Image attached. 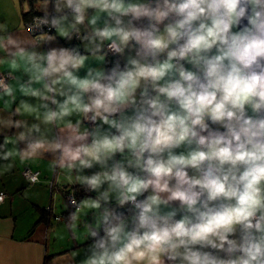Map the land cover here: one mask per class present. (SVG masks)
Listing matches in <instances>:
<instances>
[{
	"label": "clouds",
	"instance_id": "1",
	"mask_svg": "<svg viewBox=\"0 0 264 264\" xmlns=\"http://www.w3.org/2000/svg\"><path fill=\"white\" fill-rule=\"evenodd\" d=\"M35 8L27 32L0 24V130L22 129L0 160L51 154L53 170L95 193L70 197L74 238L84 210L94 216L80 264H264V0ZM58 37L80 45L51 47ZM110 53L123 66H92Z\"/></svg>",
	"mask_w": 264,
	"mask_h": 264
},
{
	"label": "crops",
	"instance_id": "2",
	"mask_svg": "<svg viewBox=\"0 0 264 264\" xmlns=\"http://www.w3.org/2000/svg\"><path fill=\"white\" fill-rule=\"evenodd\" d=\"M39 3L40 0H0V24L7 23L9 31L14 34L27 32L26 21L30 16L43 15V12L35 8L39 6ZM49 11H52L51 7ZM91 13L92 10H89V14ZM143 23L146 24L147 21ZM29 35L34 36L32 33ZM34 38L37 37L34 36ZM77 45H80V41L75 38L72 41H66L58 37L57 41L50 46L73 47ZM48 47L49 45H44L37 50L47 51ZM81 52L83 53L82 45ZM131 54L134 55V52ZM117 57L123 66L125 58ZM108 60L109 57L103 64L94 61L91 63L93 67L109 69ZM80 75H85V70L82 69ZM13 86L17 87L14 81ZM17 95L19 97V92ZM23 99L30 103H38L31 97L25 96ZM12 107L15 108L16 105ZM4 110L5 105L3 101H0V116L8 115ZM14 119H29V123L35 122L31 116L27 115L17 116ZM18 131L22 129L0 130V143H3L5 136L12 138ZM12 147L13 145L9 144V148ZM18 147L22 149L25 145L20 143ZM119 158L117 154V159ZM51 159V154H45V157L23 162L18 156L9 161L0 160V190L6 194L5 200L0 203V264H43L46 255L50 256L48 264H80L87 255L88 245L92 241L86 239V230L83 227L79 231L76 230V236L73 237L72 231L67 228L68 214L71 212H68L70 205L66 207L61 200V195H63L67 201V193H64L63 189H70L68 193H72L76 191L74 186L77 190L82 187L67 181L66 170H53ZM9 164L13 165L10 170L8 169ZM24 168L37 171L38 182H29L22 174ZM96 171H99L98 166L86 169L84 174L91 175ZM74 176L75 173H73ZM81 193L78 201L95 196V193L86 191ZM176 204L178 202H174V205ZM111 206L117 207L114 201ZM121 210L125 215L128 214L127 208ZM84 212L87 213L88 220L92 223L93 212L87 209Z\"/></svg>",
	"mask_w": 264,
	"mask_h": 264
},
{
	"label": "built area",
	"instance_id": "3",
	"mask_svg": "<svg viewBox=\"0 0 264 264\" xmlns=\"http://www.w3.org/2000/svg\"><path fill=\"white\" fill-rule=\"evenodd\" d=\"M33 16H42V14H33L32 16H30V18L26 21V26H27V28H28V24L31 23ZM43 30H44L45 32L49 31V29L47 28V26H45ZM53 31H54V30H52V32H53ZM32 34H33L34 36L36 35L37 38H38V36H39V32H37L36 30H34V31L32 32ZM108 57H109V58H113V57H117V55H114V54H111V53H110V54L108 55ZM87 126L92 127V125H91L90 123H88ZM26 172H30V174H32V175H35V174L38 173L37 171H33V170L29 169V168H24L23 171H22V174L25 176V173H26ZM27 180H28V179H27ZM38 180H39V177H38ZM28 181H29V180H28ZM29 182H30V181H29ZM0 193H3L4 196L6 195L5 192L2 191V190H0ZM72 195H73V193H67V194H66V199H67L69 205H70V197H71ZM75 198H76V197H75ZM70 206H71V205H70Z\"/></svg>",
	"mask_w": 264,
	"mask_h": 264
},
{
	"label": "trees",
	"instance_id": "4",
	"mask_svg": "<svg viewBox=\"0 0 264 264\" xmlns=\"http://www.w3.org/2000/svg\"><path fill=\"white\" fill-rule=\"evenodd\" d=\"M116 60H118V57L109 58V60H108V66H109V68H111L113 66V64L116 62ZM74 188H75L76 191H74L72 193L75 194V197H76V199L78 201L79 195L82 194L81 192L82 191L84 192L85 190L82 189V188H80L79 190H77V187H75V186H74ZM63 191H64V193H68V192H70V189H65V190L63 189ZM70 211L71 212L74 211V209L71 206L69 207L68 212H70ZM47 214L49 215V213H47ZM60 217H61V215L59 216V218ZM49 261H50V256L49 255H46L43 264H48Z\"/></svg>",
	"mask_w": 264,
	"mask_h": 264
},
{
	"label": "rangeland",
	"instance_id": "5",
	"mask_svg": "<svg viewBox=\"0 0 264 264\" xmlns=\"http://www.w3.org/2000/svg\"><path fill=\"white\" fill-rule=\"evenodd\" d=\"M61 200L66 205V207H68L69 203H67V201L65 200L63 195H61ZM87 222L90 223L89 220H88V216L82 213L80 215V223H79V227L77 228V231L82 229V227H83V229H85V224ZM92 223H94V219H92Z\"/></svg>",
	"mask_w": 264,
	"mask_h": 264
},
{
	"label": "water",
	"instance_id": "6",
	"mask_svg": "<svg viewBox=\"0 0 264 264\" xmlns=\"http://www.w3.org/2000/svg\"><path fill=\"white\" fill-rule=\"evenodd\" d=\"M119 211H120V212H122V210H121V209H120Z\"/></svg>",
	"mask_w": 264,
	"mask_h": 264
}]
</instances>
